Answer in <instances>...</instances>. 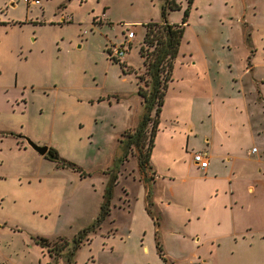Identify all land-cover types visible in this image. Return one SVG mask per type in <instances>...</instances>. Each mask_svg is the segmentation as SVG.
Segmentation results:
<instances>
[{"label": "rangeland", "instance_id": "374dc122", "mask_svg": "<svg viewBox=\"0 0 264 264\" xmlns=\"http://www.w3.org/2000/svg\"><path fill=\"white\" fill-rule=\"evenodd\" d=\"M163 2L41 0L28 6L0 0V264H264V232L230 235L224 251L227 240L194 241L202 230L187 221L203 184L193 153L205 151V138H228L225 125L234 108L231 98L215 105L224 126L210 135L209 81L230 96L234 80L243 96L237 105L247 104L251 116L250 124L233 123L240 151L228 162L236 175L230 183L235 230L264 229V0H194L151 154L150 212L131 152L119 167L109 214L73 245L98 215L119 140L140 119L136 82L144 87L148 76L138 47L144 56L151 50L143 24L159 22ZM175 2L181 8L167 18L180 23L187 2ZM127 28L135 36L116 58L130 69L123 74L105 46L124 43ZM23 136L54 148L81 171L39 155ZM35 237L47 239L46 245ZM216 243L221 248L215 252Z\"/></svg>", "mask_w": 264, "mask_h": 264}, {"label": "trees", "instance_id": "16d2710c", "mask_svg": "<svg viewBox=\"0 0 264 264\" xmlns=\"http://www.w3.org/2000/svg\"><path fill=\"white\" fill-rule=\"evenodd\" d=\"M187 6L183 11V16L180 23H171L168 20L169 10H179L181 5L174 0H164L159 22L147 21L143 24L144 35L143 42L151 47L149 53L144 56L143 45L138 47V54L143 58V65L146 67L147 80H144V87L139 83V78L136 82L137 95L141 98L142 112L137 125L132 132L125 134L119 140L120 153L111 167V172L108 176V182L105 186L103 199L100 203L99 212L94 222L84 228L77 237L74 238L73 245L79 243L90 231H95L102 223L104 218L109 214L110 200L113 196V186L116 183V177L119 172V167L129 153H133L137 164V172L140 180L145 186V202L146 210L149 213L152 207L151 197V182L155 179V170L150 163V155L154 146V137L158 130L160 122L161 106L167 89V82L171 80V72L175 57L177 55L180 41L187 23V17L190 13V8L194 0H186ZM129 29L125 31L127 33ZM123 34L124 37L126 34ZM132 40V39H131ZM131 40L128 42L130 43ZM106 53L114 63L118 64L123 74L131 73L130 69H126L121 61L115 57L109 56L108 47L105 48ZM249 57H247L248 59ZM116 59V60H115ZM45 156L50 160L57 162L65 168H71L74 171H81V168L75 164L62 159L57 151L49 147ZM84 173V172H82ZM152 216V215H151ZM157 221V217H155ZM34 241L41 247L45 246L47 239L35 237ZM67 246V243H65ZM64 248V247H62ZM61 248V249H62ZM160 249V248H159ZM165 260V257L160 254ZM68 261V262H67ZM65 264H71L70 259Z\"/></svg>", "mask_w": 264, "mask_h": 264}, {"label": "crops", "instance_id": "0c3cea01", "mask_svg": "<svg viewBox=\"0 0 264 264\" xmlns=\"http://www.w3.org/2000/svg\"><path fill=\"white\" fill-rule=\"evenodd\" d=\"M104 9L106 8L104 7ZM101 21L102 22L100 23V25L104 23V20L102 18H101ZM171 23H174V22H171ZM186 26H187V23L185 27ZM143 32H144V28H143ZM134 36H135V33H134ZM110 45L111 44L105 46V48L109 47ZM249 62L251 64L250 55H249ZM124 63L126 64V61H124ZM212 82H215V81H212V80L209 81L210 83L209 86L211 88H209V93L206 97L208 101L207 107H206V114H207L206 116H207V119L211 120L212 122L211 132H209L210 135L213 133V131H215L216 133L218 127L223 125V123H220V120L218 121L217 116L215 115V113L217 112V108H218L217 106L215 107V105H217L219 102L223 105L226 101L229 102V100H226V98L227 99L231 98V100H233L232 103L234 104V108L230 109V112L227 111L228 114H230V122L227 125H225V128L227 129V133H228L227 134L228 138L225 137V133H223L224 135L223 138L216 135L215 141L218 144L219 148L213 149V144L215 142L214 138L212 139V141H209L208 138H205V141H206L205 146L201 148L207 151V157H208L207 166L201 169L198 165H196L191 160V157H190L192 165L196 168L197 171L199 170L198 179L202 178L201 181L203 182V184L197 185L198 189L196 188V191L199 195V198H198L197 203L192 202L191 205H189L187 221L202 230L200 231V234L194 235L195 236L194 241L200 242L202 238H204L203 239L204 241L205 240H216V241L223 242L227 240L228 243H226L224 247V251H226L227 248L230 249V241H229L230 235L232 237H237V235L241 233L253 235V234H256L257 232H264V229H258L255 231H251L249 227H246L242 231L236 232L235 230L236 220L234 219V210L232 209V206H231L232 203H234V201L230 199V195L231 194L236 195V194L234 190L230 192V183L232 182V180L236 181V177H235L236 175H235V172L232 166L228 162L230 161V158L236 157L234 156L235 154L239 155L240 151H239V145L237 144L238 142L235 141L233 138V133H234L233 123H238L240 124V126L241 125L243 126V123L246 120L248 124H250L251 116H249V112H248L249 110L245 108V105L247 104H245L243 107H241L239 104L237 105L236 100H242L243 96H242V92L238 91V88L235 86V83H237L236 81L233 80V82H230L231 84L230 85V96L224 95L223 91L220 90V87H214V90H213ZM261 83H264V82H261ZM164 99H165V96L163 98V104H164ZM224 100L226 101L224 102ZM162 106H161V112H162ZM161 112H160V117H161ZM232 113L234 114V116H231ZM158 131H159V125H158V130L156 131V134L154 137V146H155V138L157 139L156 135ZM166 143H167V146L171 148L172 146L171 137L166 139ZM185 146L187 147V139L185 141ZM258 150L259 149L257 148L254 153H257ZM151 154H152V151H151ZM150 163H151V155H150ZM155 173H156V170H155ZM191 174H194V172L192 171L191 168H189L188 173H187V176H189L188 178L192 176ZM247 190L250 191L251 187H249ZM221 194L228 195V197L222 202H220V200L218 199ZM221 217H222V224H220ZM220 248H221V245L216 243V246L214 248L212 247L211 249L216 252Z\"/></svg>", "mask_w": 264, "mask_h": 264}, {"label": "built area", "instance_id": "2783aa9c", "mask_svg": "<svg viewBox=\"0 0 264 264\" xmlns=\"http://www.w3.org/2000/svg\"><path fill=\"white\" fill-rule=\"evenodd\" d=\"M21 1L27 4L28 6H35L41 3V0H21ZM133 36H134V32L132 30L128 31L126 33V36L124 37L125 40L124 43L108 48L109 56L119 59L123 55L122 49L124 44H128V42L133 38ZM255 150H256L255 148H252V151L255 152ZM192 160L196 165H198L201 169H203L207 166L208 163L207 153L205 151H197L193 153Z\"/></svg>", "mask_w": 264, "mask_h": 264}, {"label": "water", "instance_id": "95a60500", "mask_svg": "<svg viewBox=\"0 0 264 264\" xmlns=\"http://www.w3.org/2000/svg\"><path fill=\"white\" fill-rule=\"evenodd\" d=\"M27 145L29 147H31L35 152H37L39 155H44L48 148L46 145H38L35 142H33L32 140H30L28 137H24Z\"/></svg>", "mask_w": 264, "mask_h": 264}, {"label": "flooded vegetation", "instance_id": "af4514ba", "mask_svg": "<svg viewBox=\"0 0 264 264\" xmlns=\"http://www.w3.org/2000/svg\"><path fill=\"white\" fill-rule=\"evenodd\" d=\"M39 5H41V3H40ZM120 61H122V60H120ZM24 137H26V136H23V139H24ZM24 141H25V139H24ZM25 142H26V141H25ZM26 145H27V143H26ZM47 148H48V147H47ZM48 149H49V148H48ZM47 151H48V150H47ZM46 153H47V152H46ZM46 153H45V154H46ZM45 154H44V155H45ZM44 155H41V156H44Z\"/></svg>", "mask_w": 264, "mask_h": 264}]
</instances>
